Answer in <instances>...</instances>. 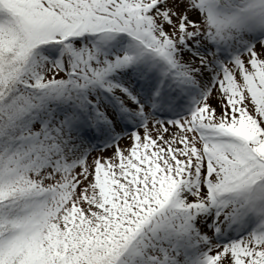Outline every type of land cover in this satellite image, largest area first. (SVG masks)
Masks as SVG:
<instances>
[{"label": "snow or ice", "instance_id": "6c2138e0", "mask_svg": "<svg viewBox=\"0 0 264 264\" xmlns=\"http://www.w3.org/2000/svg\"><path fill=\"white\" fill-rule=\"evenodd\" d=\"M0 264H264V0H0Z\"/></svg>", "mask_w": 264, "mask_h": 264}]
</instances>
